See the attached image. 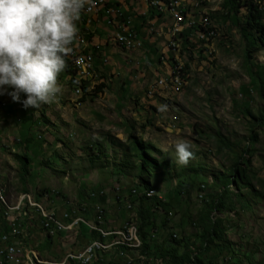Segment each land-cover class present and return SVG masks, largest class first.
<instances>
[{"label":"rangeland","instance_id":"rangeland-1","mask_svg":"<svg viewBox=\"0 0 264 264\" xmlns=\"http://www.w3.org/2000/svg\"><path fill=\"white\" fill-rule=\"evenodd\" d=\"M152 1L162 10L181 9V2L174 0ZM224 1L202 0L205 14L198 11L192 17L195 22L185 20V27H194L192 32L203 40L184 39L182 44L180 37L174 36V59H168L170 74L156 73L155 67L161 68L163 60H159L161 64L157 59L158 66L152 69L149 66L152 56L158 58L164 48H154L149 55L145 52L147 44L131 49L113 44L116 48L110 46L105 53L109 63L91 79L84 80V74H75L71 55L66 57L67 67L59 76L62 92L51 104L25 111L9 95H0V190L5 202L14 207L23 194H30L35 202L57 216L47 206L51 201L47 192L59 193L54 197L59 206L90 203L84 204V212H90L91 205L98 200L92 207L93 221L98 222L100 218L106 221V214L98 212L99 194L104 190L132 212L142 210L146 218L154 220L151 229L157 227L160 231L156 237L151 234L149 245L156 249V254L144 248L141 253L149 254L153 263L160 264L155 256L166 257V241L177 232L176 239H183L184 245L197 250L193 255L204 252L201 256L208 260L206 264H264V121L260 122L264 112V44L249 45L227 16ZM256 1L264 6V0ZM193 12L188 10L185 19ZM206 16L211 32L200 23ZM239 17L244 20L245 13ZM144 36H148L145 40L160 41L163 47L170 46L164 29ZM248 49L255 63L247 59ZM162 78L167 85L157 87L156 82ZM179 79L182 86L174 88L179 86ZM104 81L106 87L95 93ZM84 86L89 94H84ZM75 104L82 106L83 117ZM253 130L259 136L256 143L250 139ZM180 140L192 145L194 158L187 166L176 163L174 144ZM136 141L143 142L148 159L155 162L142 174L151 183L147 192L138 183L142 149L135 145ZM241 155L245 156L251 184L231 185L221 203L224 185L231 182ZM25 156L29 157L27 174L21 168ZM202 184L207 188H200ZM134 188L139 192L132 193ZM151 190L156 191L154 196L164 194L166 200L159 198L161 201L156 204L157 200L148 199ZM144 195L148 198H142ZM217 201L221 210L212 215V202ZM25 203L29 219L18 211H10L9 219V209L0 198V216L11 220L9 223L14 220L17 225H24L27 219L32 221L26 243L25 236L18 238L24 264L30 251L37 252L46 262L43 264H61L69 249L85 246L94 238L92 235L88 241L79 230L73 231L85 226L80 221L58 234H66L65 240L49 242L40 236L42 230L48 236L39 224L40 213L27 199ZM64 215L68 216V208L60 209V216ZM210 216L221 222L213 224ZM79 218L84 216L71 213V220ZM131 220L139 223V216H131L127 222ZM8 225L6 232H12L11 224ZM213 228L223 230V237L213 239L210 254L203 250L199 236L203 232L207 236ZM92 233L97 235L93 242L99 235ZM72 235H77L73 241ZM183 246V250L189 249ZM128 252L133 253L128 257L140 255ZM116 256L106 254L99 264H127ZM170 262L175 260L169 256L166 264Z\"/></svg>","mask_w":264,"mask_h":264},{"label":"clouds","instance_id":"clouds-1","mask_svg":"<svg viewBox=\"0 0 264 264\" xmlns=\"http://www.w3.org/2000/svg\"><path fill=\"white\" fill-rule=\"evenodd\" d=\"M94 6L95 0H0V95L25 109L55 102L79 37L77 24ZM174 148L178 165L194 158L188 141Z\"/></svg>","mask_w":264,"mask_h":264},{"label":"built area","instance_id":"built-area-1","mask_svg":"<svg viewBox=\"0 0 264 264\" xmlns=\"http://www.w3.org/2000/svg\"><path fill=\"white\" fill-rule=\"evenodd\" d=\"M140 1V0H139ZM146 3V9L143 14V26L144 30L142 32L143 37L144 35H153L154 32L157 31V26L151 23V19L147 18V11L148 10H157L160 11V15H169L171 17V21L168 25H166V32L167 36L170 38V46L164 47V53H158V60H163L166 65H168V59H174L175 55V43H174V36H181L182 44L183 40L192 39L193 41L203 40L196 35V33L192 30L194 27H185V10H193L194 16H197L198 11H203L205 14V10L202 8V0H174V2H181V9L180 10H162L160 9L158 4H154L152 0H143ZM255 2H257L255 0ZM135 12V10H134ZM194 19V18H192ZM100 22H107L112 29H110L109 39L110 40H125L129 41L130 48H140L144 46L145 40L140 38V31H137L135 26H133L132 21L129 16L126 15V11H121V3L120 6L116 3H112L110 0H95V6L91 8V10L86 9L82 15L81 19L78 22L77 26L79 29V37L78 40L75 42L73 47V52L70 54L73 60V68L75 70V74H84V80L91 78V71L92 65L95 63L97 58L102 59L100 56V47L92 46L90 37L96 34V29H91V25L96 26ZM202 25L207 27V16L203 17L202 21L200 22ZM211 32V27H207ZM145 32V33H144ZM92 34V35H91ZM89 36V38L85 36ZM211 49H207L205 51H210ZM168 51V53H167ZM169 51H173L170 53ZM178 68V66L176 65ZM90 77V78H89ZM158 86H166L167 81L165 78L162 80H158L156 82ZM85 84V81H84ZM180 79H179V86H173L174 88H180ZM155 87V86H154ZM200 188H207L204 184L201 185ZM46 192V191H45ZM139 192L138 189H132V193ZM147 192V189L144 190ZM49 197L51 198V203L54 204L56 212H57V219H48L44 216V221L47 222V233L50 224L57 223V222H69V223H76V220H71V213H78V216H84V221L91 222V226L94 225H103L105 227H112L108 226L106 221L105 222H96L93 221V213L94 212H84V204L90 203H83V204H65L66 206L57 205L53 194L47 192ZM105 194L103 190V194H99L101 197ZM30 197V195H28ZM158 198H164L162 195H157ZM165 200V199H164ZM38 208V212L40 213V206H36ZM61 208H68V216H60V209ZM98 212L106 213V208L104 204L98 203ZM131 216H139L138 211L132 212ZM129 216V217H131ZM128 217V218H129ZM0 218L5 220L1 215ZM128 218L124 221L123 224L118 226L119 228H123L126 231V222ZM7 224H14L9 223L8 220H5ZM78 224V223H76ZM140 225V222L138 223ZM24 225H15V232H3L0 234V264H6V261H13V264H24L23 260L21 259V247H18V238L19 236H26L24 234ZM138 227V226H137ZM158 232L157 229H153L152 233L156 236ZM129 233V232H128ZM178 238V234L174 233ZM51 237H56V235H48ZM92 255H101V261L103 260V252L97 251L96 246L92 245L91 247H80L77 249H69L61 264L71 263V260H88ZM196 255L192 257L195 258ZM119 261L123 260L126 263L137 264L140 260L139 258H132V257H118ZM163 264V262H160Z\"/></svg>","mask_w":264,"mask_h":264},{"label":"crops","instance_id":"crops-1","mask_svg":"<svg viewBox=\"0 0 264 264\" xmlns=\"http://www.w3.org/2000/svg\"><path fill=\"white\" fill-rule=\"evenodd\" d=\"M112 3H116V4H118V6H120V3H121V11H126V15L127 16H129L130 17V19H131V21H132V24H133V26H135V28H136V30L137 31H140V38H142L143 40H145V39H147V37L145 38V37H143V34H142V32H143V30H144V26H143V14H144V12H145V9H146V3H145V1H143V0H110ZM134 10H135V12H134ZM188 11V10H187ZM187 11H185V16H186V12ZM193 11V10H192ZM194 15V12L192 13V14H188L187 15V19L188 20H193L192 22H195L196 20H194V19H192V17H194L193 16ZM169 15H160V12L159 11H157V10H148L147 11V18L148 19H151V23L152 24H154V25H156L158 28V30H160V29H164V30H166V25H168L169 24V22L171 21V19L168 17ZM156 20V21H155ZM189 22H191V21H189ZM189 22H188V24H189ZM112 29V27H110V25L107 23V22H100V23H98L96 26H93V25H91V29H96V34H95V32H94V35H92V37H90V40H91V45L92 46H99L100 47V56L102 57V59H104V60H100V58H97L96 59V61H95V63H93V65H92V71H91V78H93V76H94V74H98L99 73V71H103L104 70V67H106V65L109 63V58H107L106 56H105V53H106V50H107V48L109 49V47L111 46L113 49H115L116 47H115V45H113V44H117V45H119L120 46V48H127V49H131L130 48V46L128 47V43H129V41H128V43H126V44H123V43H121V42H118L117 40H110L109 39V33H111L110 32V29ZM103 35H105L106 37H104V39L102 38V36ZM85 37H87V38H89V36L87 35V36H85ZM97 38H99V39H97ZM107 38V39H106ZM145 43L147 44V46H146V48H145V52L147 53V54H149V55H151V50L152 49H154V50H156V48L157 47H159V48H164L163 46H162V43L160 42V41H157V40H145ZM165 47H166V45H165ZM119 49V48H118ZM157 59L158 58H156L154 55L152 56V59H151V63L149 64V66L151 67V69H152V67L153 66H158V63H157ZM154 61H156V64L154 63ZM159 61V60H158ZM160 62V61H159ZM96 63H97V66H96ZM161 63V62H160ZM162 64V63H161ZM103 65V66H102ZM162 67L161 68H158V67H160V66H158L157 68L155 67V70H156V73H157V71H158V73L159 74H170L171 73V69H172V67L168 64V65H166V64H162L161 65ZM110 69V68H109ZM112 70L114 69L113 67L111 68ZM115 70V69H114ZM160 71H163V73L162 72H160ZM149 72V71H148ZM150 73V72H149ZM100 74V73H99ZM151 74H153V73H151ZM80 75V74H79ZM119 75V74H118ZM90 78V79H91ZM123 89V88H122ZM121 89V90H122ZM120 90V91H121ZM64 91H66V90H64ZM2 97H4V95H2ZM6 98V97H5ZM7 99V98H6ZM9 102V101H8ZM11 102V101H10ZM12 105V104H11ZM75 106L77 107L76 108V111H79L81 114V116L83 115V112H82V106H80V105H78V104H75ZM40 108H41V106H40ZM39 109V108H38ZM28 110H32V108H28V109H25V111H28ZM34 110H37V109H34ZM83 117V116H82ZM118 189V188H117ZM119 190V189H118ZM51 193V192H50ZM103 193V192H102ZM106 194H104L102 197H101V199H99L103 204H104V206H105V208H106V216H105V219H106V223H107V225L108 226H112V227H108V228H113V227H118V226H120L121 224H123L124 223V221L129 217V216H131V214H132V211H134V210H132L131 211V209H129V207H127L126 205H125V203L124 202H117L116 201V198L114 197V196H111V195H108L107 193L108 192H105ZM48 194V193H47ZM162 195V194H161ZM163 197H164V194L162 195ZM43 196H42V198H40V201H42L43 200ZM164 199L166 200V198L164 197ZM83 201V200H82ZM94 201V200H93ZM96 202H98V200L96 201ZM95 202V203H96ZM44 203V202H43ZM49 203V204H48ZM47 203V206L49 207V209H51L52 211H56V209H55V206H54V204L53 203H51V201H49ZM94 203V204H95ZM94 204H92L91 205V207H90V212H94L93 211V206H94ZM64 206H66V205H64ZM135 207H136V205H135ZM123 213H124V215H123ZM138 214H139V211H138ZM75 215H77V214H75ZM93 215H94V213H93ZM65 216V215H64ZM28 218V217H27ZM27 218H25V219H27ZM23 219V218H22ZM29 219V218H28ZM26 220V222H25V224H24V234H26L27 235V232H28V227H29V222H32L31 220ZM1 221V220H0ZM152 221H154V220H152ZM2 222V224H0V234L1 233H3V232H5V231H7L8 229H9V225L6 223V221L5 220H3V221H1ZM105 222V221H104ZM139 222H140V216H139ZM85 224V223H84ZM71 225V224H70ZM154 225L155 224H153L152 226H147V227H145V229H144V231L146 232V233H148V234H146L147 236V241L149 240V242H150V238H149V236L151 235V231H152V227H154ZM86 226H88L87 224H85V226L83 227H79L78 229L76 228V229H73V231H78L79 232V234L80 235H82V236H86V238H87V240L89 239H91V237H92V235L94 236V238L93 239H95L96 237H97V235L96 234H93L92 232V229L89 227V229L86 227ZM35 227V225H32V228H34ZM156 229L158 230V232L156 233V236H157V234L159 233V231H160V229H158L157 227H156ZM11 231L12 232H14L15 231V226L14 225H12L11 224ZM73 231H71V232H73ZM92 231V232H91ZM28 233H31V231L29 230V232ZM177 233V232H176ZM203 234V233H202ZM40 236L42 237V236H45L48 240H49V242H51V241H53L54 243H56L55 241L56 240H60L61 238H63L64 240H65V238H66V234H61V235H59V236H57V237H49V236H47L46 234H45V232L42 230V232L40 233ZM75 236H77V235H72L71 237H70V240L71 241H73V239H74V237ZM155 236V237H156ZM154 237V238H155ZM201 239H202V237H201V235L199 236ZM92 239V240H93ZM26 240H27V237L25 236V239L23 240V242H25L26 243ZM88 240V241H89ZM92 240L89 242V243H91L92 242ZM68 241V240H67ZM167 242V245H168V247H167V251H165L166 253H168V251L173 255V254H175L176 256H183L184 254H185V252H187L185 255H190V257L193 255V253L195 252V251H197V250H195L192 246H190V248L189 249H187L186 251L185 250H183L181 247H179V245H175L174 244V247L172 246V244H169V242L168 241H166ZM19 243V242H18ZM89 243H87V244H89ZM86 244V245H87ZM85 245V246H86ZM84 246V247H85ZM163 246V245H162ZM150 247H151V252L152 253H154V254H156L155 252H156V249H153L152 248V246L150 245ZM121 251L122 250H113V251H111V252H109V253H107V254H117L119 257L120 256H123V257H128V254H130L131 252H128V250H123L124 251V254H122L121 253ZM39 252V251H38ZM132 252H134V254L135 253H138V252H135V251H132ZM210 254H211V251H208ZM40 253V252H39ZM200 253V252H199ZM131 254H133V253H131ZM160 254V253H159ZM169 254V253H168ZM132 256H134V255H132ZM170 256V255H169ZM139 257H140V255H139ZM138 257V258H139ZM203 257H204V255H203ZM155 258L157 259V261L160 263V262H163V264H166V261H167V257H163L164 258V260H163V258H157L156 256H155ZM205 258V257H204ZM203 258V262L205 263V262H208V260L206 261L205 259ZM141 260H143L142 258H140ZM172 263H175V262H172ZM188 263V262H187ZM75 264V263H74ZM127 264H131V263H127ZM142 264V263H141ZM143 264H146V263H143ZM170 264H171V262H170ZM175 264H177V263H175ZM203 264V263H202Z\"/></svg>","mask_w":264,"mask_h":264},{"label":"trees","instance_id":"trees-1","mask_svg":"<svg viewBox=\"0 0 264 264\" xmlns=\"http://www.w3.org/2000/svg\"><path fill=\"white\" fill-rule=\"evenodd\" d=\"M163 1H167V0H163ZM224 7L227 8V16L230 18L232 24L234 26H236L238 29H240V32L242 34V36L246 39V41L249 43V45L251 46H255L259 43L264 44V22H263V14H264V6L262 4H259L258 2H255V0H225L224 1ZM241 13H245V18L244 20L240 19L239 15ZM180 37V42H182L181 36ZM251 50L248 49L246 52V57L249 61L255 63L252 60V55H251ZM106 76L103 75V78H105ZM106 87V83L101 82V84H99V86L97 87V89L95 90V93H99L102 92V90ZM84 94H89V92L87 91L86 86H84ZM264 121V112L263 114L260 116V122ZM250 139L253 143L258 142L259 140V136H258V132L256 130H253L251 135H250ZM136 146L140 147L142 149V155H141V160L142 162L140 163L139 167L141 170V175L140 178L138 179V183L140 185H142L145 189L150 190L151 189V183L148 179H145L142 174L144 172L147 171V167L150 166L151 164H154L155 162L150 161L148 158H150L147 150L145 147H142L144 144L142 141H136L134 142ZM248 150H246L245 153H247ZM24 160L22 161V170L24 173H28V160L29 157L25 156L23 157ZM245 156L241 155L240 156V161L237 162L235 164V168L233 173L231 174L232 180L231 182L227 183L226 185H224V192L223 194H221L219 201L221 202V199L223 198L224 194L227 193L229 191V188L231 185H238L239 182H243L245 184H251V180L248 177V172H247V168H246V163H245ZM206 186V185H205ZM55 196H59V193L57 194H53V197ZM148 198L146 195L142 196V198ZM148 199H155L157 200L156 204H159V198L157 196H154L153 198H148ZM218 203L212 202V209H211V214L213 215L215 211L220 212V208L218 205H216ZM222 203V202H221ZM142 210H139V216H140V233H141V237L143 239V241L145 242V247H144V251H148L150 250V245H149V240L147 241V233L144 231L145 227L147 226H152L154 223V221H152V219L150 220V218H146L145 214L142 213ZM210 214V215H211ZM211 218V222L213 224H217L219 222H221V219H215L213 220V216H210ZM215 226V225H214ZM211 230V231H210ZM207 233L208 235L206 236L205 233L203 232V234H201L202 240H203V250L204 251H208L209 248L211 247V242L213 241V239L215 240V238H219L221 239L223 236H221L223 234V230L217 231L214 228L210 229ZM220 232V233H219ZM152 234V231H151ZM221 234V235H220ZM151 236V235H150ZM149 236V237H150ZM169 244H172V246L174 247L175 245H179V247H181V245L183 246V239L182 240H178L174 237H171L168 240ZM187 246V245H184ZM183 246V247H184ZM186 248H189L188 246ZM169 253V254H168ZM166 254V257L172 258V260H175V263L177 264H206L208 262H203V257L201 256L202 254H204V252H200V253H196L195 258H193L192 256L190 257V255H185L187 252H185V254L183 256H176L175 254H171L169 251ZM159 257V256H156ZM162 258V257H160ZM100 262V261H99ZM98 262V264H99ZM188 262V263H187ZM143 264L144 260H140L138 264ZM173 263V264H175ZM209 263H212V261L210 260ZM40 264V263H38Z\"/></svg>","mask_w":264,"mask_h":264},{"label":"bare ground","instance_id":"bare-ground-1","mask_svg":"<svg viewBox=\"0 0 264 264\" xmlns=\"http://www.w3.org/2000/svg\"><path fill=\"white\" fill-rule=\"evenodd\" d=\"M190 27V26H188ZM156 194L155 190H151L148 192L149 197H153ZM30 194H23L17 205L14 207L8 205L5 201L6 199L3 196L2 191L0 190V198L4 202V204L8 207L9 211L6 213V218L11 217L12 214L11 212H24V217H27L26 211H24V208L27 207L28 205L25 203V200L27 199L30 202L31 206H40V225L46 230L47 233V222L44 221V216H46L48 219H57V216H55L54 212H49L46 208L41 203L35 202L30 195ZM26 209V208H25ZM37 211L38 208L36 207ZM17 220V219H16ZM11 221V220H10ZM9 221V222H10ZM80 221L84 222L87 224L93 232L97 233L99 238L86 247H91L92 245L96 246V250L103 252V256H105L107 253L113 251V250H122L121 253L124 254L123 250H128V251H135L140 253V258L144 260V263L146 261V264H156L153 263L151 259V256L149 254H141L142 249L144 248V242L143 239L140 236V225H138L137 221L131 220L126 223V231L123 228L116 229V230H108L105 226L103 225H94L91 226L89 222L84 221V218H79L76 219V223H79ZM16 222V221H15ZM12 220L11 223H14L12 225H17ZM98 222H104L102 218L99 219ZM76 223H72L70 226H67L63 222H57L50 224V227L48 228V235H56L60 232L68 231L72 227L76 225ZM81 223V222H80ZM138 226V227H137ZM129 232V233H128ZM27 263L25 264H43L46 263L43 261L41 258H39L38 253L35 251H30L29 254L27 255ZM36 260V262H35ZM101 260V255H92L90 256L89 261L88 260H71V263L75 264H97Z\"/></svg>","mask_w":264,"mask_h":264}]
</instances>
